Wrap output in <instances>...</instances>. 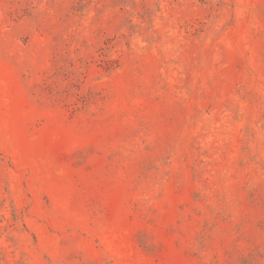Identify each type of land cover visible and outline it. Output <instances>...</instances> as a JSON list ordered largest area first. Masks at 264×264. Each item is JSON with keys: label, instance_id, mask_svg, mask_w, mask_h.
<instances>
[{"label": "rangeland", "instance_id": "rangeland-1", "mask_svg": "<svg viewBox=\"0 0 264 264\" xmlns=\"http://www.w3.org/2000/svg\"><path fill=\"white\" fill-rule=\"evenodd\" d=\"M0 264H264V0H0Z\"/></svg>", "mask_w": 264, "mask_h": 264}]
</instances>
